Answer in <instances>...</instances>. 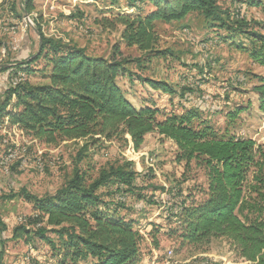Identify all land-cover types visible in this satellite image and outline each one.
Returning a JSON list of instances; mask_svg holds the SVG:
<instances>
[{"label":"trees","instance_id":"obj_1","mask_svg":"<svg viewBox=\"0 0 264 264\" xmlns=\"http://www.w3.org/2000/svg\"><path fill=\"white\" fill-rule=\"evenodd\" d=\"M145 2L150 5L147 12L142 7ZM33 3L24 0L25 13H32ZM255 4L262 5L264 12L262 0ZM130 8L136 12L119 13L115 19L123 26L121 37L126 45L146 56L166 54L157 49L160 37L156 21H181L189 13L199 12L210 19L211 27L226 30L224 39H248V45L239 44L238 48L264 67V20L256 24L259 30L248 28L243 18L233 19L231 12L227 15L232 22L226 20L216 0H130ZM37 31L38 53L4 69L9 84L0 100V131L15 127L46 144L85 141L81 151L90 143L114 140L138 151L150 133L172 140L177 147L174 161L184 167L179 185L186 183L192 169L202 171L204 183L195 188L196 193L190 188H154L172 198L163 208L166 234L177 235L190 244L225 238L249 264H264V144L249 137L218 133L199 106L188 105L179 114L152 101L137 107L118 82L127 60L116 55L91 56L84 48L45 37L41 28ZM2 45L0 41V49ZM39 62L46 82L33 84L27 76ZM21 73L25 79L13 85ZM255 77L259 82L254 92L259 110L264 113V76ZM147 82L153 89L174 93L163 82ZM244 109L236 107L229 112L228 120L235 121ZM3 140L1 135L0 144ZM138 175L132 162L125 161L102 170L90 184L85 183L84 173L76 170L55 194H26L34 205V214L14 225L11 239L31 245L38 238L51 244L56 249L53 264H138L145 239L139 224L121 214L125 201L105 198L133 195L139 201L157 203L152 195L142 192L144 186L136 184ZM153 177L151 170L141 176V181ZM111 185L114 190L104 196L100 189ZM151 224L148 235L157 245L154 237L164 226ZM6 230L8 225L0 216V243ZM49 232L56 233L61 242L56 244L47 235Z\"/></svg>","mask_w":264,"mask_h":264},{"label":"rangeland","instance_id":"obj_2","mask_svg":"<svg viewBox=\"0 0 264 264\" xmlns=\"http://www.w3.org/2000/svg\"><path fill=\"white\" fill-rule=\"evenodd\" d=\"M255 1L216 0L223 18L231 21L227 15L231 12L233 19L243 18L248 21V28L259 30L256 24L264 20V12L262 5ZM112 2L34 0V10L28 14L33 24L25 27L24 0H0V41L3 43L0 49V100L9 84L8 71L4 69L38 53L40 36L37 30L41 28L45 37L84 48L91 56L116 55L127 60L118 82L135 106L152 101L177 114L188 105L199 106L205 109L218 133L249 137L257 144H264V113L254 104L255 96L251 91L256 82L253 76L263 71L243 49L238 48L239 44L248 45V39L238 36L234 40L224 39L225 29L211 27L210 19L202 13L191 12L181 21H156L160 37L157 49L166 54L146 56L136 47L126 45L121 37L123 26L115 19L119 13L136 12L130 8V0ZM142 7L147 12L150 5L145 2ZM34 67L35 71L27 78L33 84L46 82L42 64L36 63ZM147 80L163 82L174 93L153 89ZM238 106L245 109L235 121H229V112ZM0 134L4 136L3 144H0V216L11 227L3 233L5 239L0 243V264H53L56 260V249L49 243L35 238L27 245L11 239V224L16 225L34 214V205L26 194L39 197L55 194L74 177L76 170L84 173L85 183L90 184L102 170L125 161H131L132 168L138 172L136 184L144 186L142 192L152 195L157 203L139 201L133 195L106 197L114 190L113 185L102 187L100 192L107 200L125 201L126 207L121 214L137 220L145 237L138 264H249L228 239L215 238L205 244H190L177 235L166 234L168 227L162 214L164 203L172 198L154 188H190L196 193L195 188L204 183L202 171L192 169L187 173L186 183L179 185L184 167L174 161L176 149L169 139L152 133L138 151L116 140L90 143L81 151L85 141L62 140L46 144L9 126L1 129ZM151 170L155 177L142 183L141 176ZM151 222L164 226L154 237L157 245L148 235L153 228ZM47 235L56 244L61 242L56 233Z\"/></svg>","mask_w":264,"mask_h":264},{"label":"crops","instance_id":"obj_3","mask_svg":"<svg viewBox=\"0 0 264 264\" xmlns=\"http://www.w3.org/2000/svg\"><path fill=\"white\" fill-rule=\"evenodd\" d=\"M257 65H258V64H257ZM258 66H259V68L263 71V73H261L260 75H263V76H264V67H261L260 65H258ZM253 78H255L254 80H256V82H253L251 91H252V93H253L254 96H255V102H254V104L258 107V96H257V94L254 92V86H255L259 81H258V79H256L255 75L253 76ZM150 134H152V133H150ZM150 134L146 135V137H145V142H144L143 145L146 144V142H147V138L149 137ZM169 140H170V139H169ZM170 141H172V140H170ZM172 142H173V141H172ZM173 143H174V142H173ZM174 145H175V143H174ZM175 149H177L176 145H175ZM4 221H5V220H4ZM5 222H6V221H5ZM6 223H7V222H6ZM7 225H8V228H11L10 225H9V223H8ZM11 226H12V228H13V227H14V223H12Z\"/></svg>","mask_w":264,"mask_h":264},{"label":"built area","instance_id":"obj_4","mask_svg":"<svg viewBox=\"0 0 264 264\" xmlns=\"http://www.w3.org/2000/svg\"><path fill=\"white\" fill-rule=\"evenodd\" d=\"M31 24H33L32 17L28 16V14L26 13V15L24 16V19H23V25L26 27V26L31 25ZM24 79H25V75L19 74L16 78H14V80L12 81V84L16 85ZM20 222H23V219H21Z\"/></svg>","mask_w":264,"mask_h":264}]
</instances>
